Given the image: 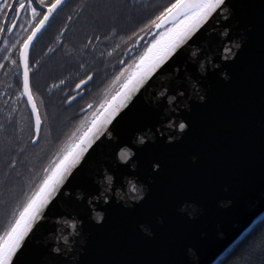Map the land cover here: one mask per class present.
<instances>
[{
    "label": "water",
    "instance_id": "95a60500",
    "mask_svg": "<svg viewBox=\"0 0 264 264\" xmlns=\"http://www.w3.org/2000/svg\"><path fill=\"white\" fill-rule=\"evenodd\" d=\"M54 12L20 52L34 143L42 120L29 54ZM192 35L134 88L111 135L93 138L88 163L66 174L16 264H215L264 217V0H226Z\"/></svg>",
    "mask_w": 264,
    "mask_h": 264
},
{
    "label": "trees",
    "instance_id": "16d2710c",
    "mask_svg": "<svg viewBox=\"0 0 264 264\" xmlns=\"http://www.w3.org/2000/svg\"><path fill=\"white\" fill-rule=\"evenodd\" d=\"M169 3L172 0L129 1L122 13L115 14L116 24L111 31L98 33L100 39L94 62H90V57L84 60L87 56L83 54L68 64L51 63L48 67H62L64 71L61 73H70V77L76 75L74 83L93 73L97 87L94 97H97L109 78L122 68L133 66L137 57L156 38L154 27H145L148 15L151 12L153 18ZM14 68L9 62L0 73V233L8 226L17 206L44 177V169L54 162L55 151L65 144L63 138L68 134L65 140L76 129L79 135L100 109L96 107L98 102L85 112L82 111L86 107H49L51 98L46 93L53 86L50 80L40 81L37 89L45 107H38L42 128L38 142L34 143V121L23 96L22 83L20 79L16 85L11 83ZM46 71L49 72L50 68ZM54 88L59 89L57 85ZM59 90L63 92L62 88ZM94 97L92 103L96 104ZM70 143L71 140L66 146ZM49 153L52 159L43 166ZM215 264H264V217Z\"/></svg>",
    "mask_w": 264,
    "mask_h": 264
},
{
    "label": "snow or ice",
    "instance_id": "6c2138e0",
    "mask_svg": "<svg viewBox=\"0 0 264 264\" xmlns=\"http://www.w3.org/2000/svg\"><path fill=\"white\" fill-rule=\"evenodd\" d=\"M39 2V0H36ZM226 0H172L164 7L159 13L154 16L145 27L153 26L160 28L162 24L168 22L169 18L180 19L178 24L168 28L166 32L161 33L156 39L146 47L144 52L137 57L135 68L132 69L126 77H122L121 73L124 69H121L120 73H117L115 80L123 79V84L118 90H115L110 98L101 102L100 112L94 114V118L91 122L85 125L86 130H82L80 135H76L74 131L70 137L71 143L68 144L62 152H57L54 157V162L49 168L44 169V177L40 179L37 186L27 196L22 204L17 206L16 211L13 213V217L10 220L8 226L3 233H0V264H16V260L13 258H19L20 254L27 247L28 241L25 237L30 239V232H34L36 228H39V224L36 222L41 219V214L44 211L45 206H50L49 202L55 203L52 199L57 195L58 186L64 183L66 174L70 172L76 165L79 168L76 171H80L88 163V156L85 153H90V148L93 147V138L97 137V134L111 135V131L107 130L108 125L111 123L115 127L119 120L117 113L120 108L129 100L132 91L136 86L143 83L149 77H152L157 70L163 71L164 67H167L165 61L171 63L169 57L173 60L180 55L183 51L180 45L183 44L188 37L195 36L192 34L200 28L201 24L205 21H209V18L213 13L224 6ZM34 0H24L22 3L16 2V0H3L0 3V10L12 9L16 13H19L21 9L29 8L31 13L36 16L37 8L33 6ZM61 0H51L50 3L42 4V9L35 20L34 27H32L25 38L23 44L27 46L36 35V33L45 25L52 13L57 9ZM8 13L4 12V18L7 19ZM15 20L12 21L15 24ZM207 25L205 24V27ZM11 30L10 28L8 29ZM202 30V29H201ZM139 31V30H138ZM197 35L199 33H196ZM25 55L24 49H21V57ZM164 67H161V66ZM158 74V73H157ZM88 79V76L85 77ZM84 80H81L77 85L84 84ZM151 83V81H148ZM24 91L28 93L29 101H32V96L28 89V68L25 64L24 69ZM72 97H69L71 99ZM201 99H203L201 97ZM119 101V103H117ZM33 112H36V105L33 103ZM122 116L123 113H120ZM101 117H103L101 119ZM115 117V120H113ZM40 116L36 115L35 129L37 135L40 130ZM180 129H185L184 123H179ZM36 139L34 135L32 137ZM144 137H140L143 141ZM172 140V137H168ZM99 141L97 140L96 143ZM146 146V145H145ZM131 154V150L128 148L121 149L119 157L121 160H126ZM150 168H157L158 164L150 163ZM62 191V189L60 190ZM136 191V189H133ZM102 198L107 200L108 197L102 194ZM99 219V216H97ZM23 242V247H22ZM19 249V251H17ZM55 251L60 253V249L56 248ZM58 258V257H57Z\"/></svg>",
    "mask_w": 264,
    "mask_h": 264
},
{
    "label": "flooded vegetation",
    "instance_id": "af4514ba",
    "mask_svg": "<svg viewBox=\"0 0 264 264\" xmlns=\"http://www.w3.org/2000/svg\"><path fill=\"white\" fill-rule=\"evenodd\" d=\"M129 1L132 0H65L57 8L33 44L29 54L31 88L37 107H45L41 101L37 84L46 79L50 80V84L53 86V88H48L46 93L51 98L49 107L96 106L95 103H92L94 91L97 90L93 82L95 78L93 73L87 75L88 77L92 75L90 82L75 91L77 85L81 80H85L86 76L74 83L73 78H76V75L70 77V73H61L64 71L62 67L51 68L48 66L51 63L68 64L73 60L80 59L83 54L87 56L84 60L90 57L92 58L90 62H94L100 39L98 33L111 31L116 24L114 23L115 14L122 13L129 5ZM2 2L3 0H0V3ZM16 2L22 3L24 0H16ZM50 2L51 0H39V2L34 0L33 6L37 8L36 16L31 13L29 8L21 9L19 13L12 9L0 10V73L5 64L11 62L15 67L11 74V83L14 85L18 83L17 79H20L22 83L20 52L24 45L23 42L30 29L34 27L42 4ZM4 12L8 13L7 19L4 18ZM148 18L149 22L152 19L151 12ZM13 20L16 21L15 24L12 23ZM47 68H50L49 72L46 71ZM55 85L59 89L62 88L63 92L55 89ZM69 97L76 98L67 105ZM83 103H85L84 106H82Z\"/></svg>",
    "mask_w": 264,
    "mask_h": 264
},
{
    "label": "rangeland",
    "instance_id": "374dc122",
    "mask_svg": "<svg viewBox=\"0 0 264 264\" xmlns=\"http://www.w3.org/2000/svg\"><path fill=\"white\" fill-rule=\"evenodd\" d=\"M122 69H124V72L123 73H121V75H122V77H126L127 75H128V73L132 70V68L131 67H124V68H122ZM121 72V70L119 71V72H117V73H120ZM117 73L116 74H114L113 76H111V78H109V80L104 84V86H103V89L101 90V92L97 95V97H94V102H96V105H97V102H98V104H101V102L102 101H104L105 99H108L110 96H111V94L116 90V89H118V87H120V85L123 83V79H120V80H115V77H116V75H117ZM75 132H76V135L78 136V133H79V130L77 131V129L76 130H74ZM73 131V132H74ZM72 132V133H73ZM68 135V134H67ZM66 135V136H67ZM65 136V137H66ZM72 136V134L70 135V136H68L65 140H64V138H63V143H64V141H65V144L63 145V147H61V146H59V148L55 151L56 152V154H57V152H62L63 150H64V147L66 146V144L68 143V142H70V137ZM62 145V144H61ZM51 156H52V154H48L45 158H44V163H43V166H47L48 165V163L50 162V160L52 159L51 158ZM5 230V229H4ZM4 230L2 231V233L4 232Z\"/></svg>",
    "mask_w": 264,
    "mask_h": 264
},
{
    "label": "bare ground",
    "instance_id": "6f19581e",
    "mask_svg": "<svg viewBox=\"0 0 264 264\" xmlns=\"http://www.w3.org/2000/svg\"><path fill=\"white\" fill-rule=\"evenodd\" d=\"M180 22V19L179 20H177L175 23H173L171 26H169L168 28H170V27H172L173 25H175V24H178ZM167 28V29H168ZM167 29H165L162 33H164V32H166L167 31Z\"/></svg>",
    "mask_w": 264,
    "mask_h": 264
}]
</instances>
